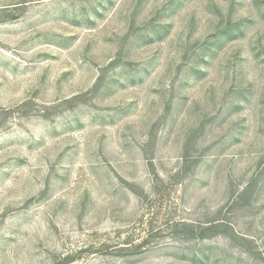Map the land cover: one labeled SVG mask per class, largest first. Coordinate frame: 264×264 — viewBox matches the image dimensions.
I'll list each match as a JSON object with an SVG mask.
<instances>
[{"label":"rangeland","instance_id":"374dc122","mask_svg":"<svg viewBox=\"0 0 264 264\" xmlns=\"http://www.w3.org/2000/svg\"><path fill=\"white\" fill-rule=\"evenodd\" d=\"M0 264H264V0H0Z\"/></svg>","mask_w":264,"mask_h":264}]
</instances>
